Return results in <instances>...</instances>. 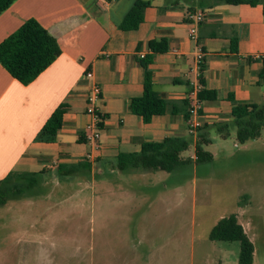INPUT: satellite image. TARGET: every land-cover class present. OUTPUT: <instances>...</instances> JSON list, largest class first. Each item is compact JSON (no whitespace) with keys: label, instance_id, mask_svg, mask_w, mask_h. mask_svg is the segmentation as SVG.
I'll return each instance as SVG.
<instances>
[{"label":"crops","instance_id":"crops-1","mask_svg":"<svg viewBox=\"0 0 264 264\" xmlns=\"http://www.w3.org/2000/svg\"><path fill=\"white\" fill-rule=\"evenodd\" d=\"M135 1L16 0L0 15V42L32 18L57 40L61 50L59 57L27 85L0 65V180L12 171L40 172L74 165L87 155L91 158L85 161L91 168L114 167L118 154L138 152L144 142L167 137L191 136L194 151L198 132L189 131L182 102L197 101L200 65L204 89L216 93L215 100L198 101L200 113L193 118L205 141H210L207 145L214 141L212 131L223 134L234 124L233 103L264 105L261 5L143 0L148 3L143 22L136 30L122 31L118 25ZM197 12L203 14V20L191 39L188 16ZM151 41L164 42L166 51L151 52ZM200 52L202 61L198 63ZM141 55L152 58L148 69L154 91L176 104L175 108L168 105L163 115L152 117L149 123L129 110L130 99L139 97L143 90ZM86 72L93 74L102 94L99 108L104 120L96 149L85 138V127L91 122L84 112L91 84L85 79ZM59 106L64 113L55 139L37 141L42 126ZM181 157L194 163L191 155ZM131 171L124 173L137 179L144 176V172L138 175L136 170L131 175ZM129 190L123 188L122 195L135 198L136 193ZM232 214L252 242V225L264 221V211L239 208Z\"/></svg>","mask_w":264,"mask_h":264},{"label":"rangeland","instance_id":"rangeland-1","mask_svg":"<svg viewBox=\"0 0 264 264\" xmlns=\"http://www.w3.org/2000/svg\"><path fill=\"white\" fill-rule=\"evenodd\" d=\"M220 134L204 147L211 162L170 173L45 168L37 188L0 205V264H237L239 243L208 234L239 208L264 211V128L244 143L234 124ZM181 155L194 159L191 148ZM250 236L264 264V221Z\"/></svg>","mask_w":264,"mask_h":264},{"label":"trees","instance_id":"trees-1","mask_svg":"<svg viewBox=\"0 0 264 264\" xmlns=\"http://www.w3.org/2000/svg\"><path fill=\"white\" fill-rule=\"evenodd\" d=\"M16 0H0V15L6 11ZM108 2L112 0H106ZM220 4H248L250 6L261 5L264 12V1L262 0H215ZM148 3L137 0L124 16L119 29L122 31L136 30L143 22V11ZM149 50L153 53L164 52L167 46L164 42L148 43ZM233 49H235L233 47ZM61 54L57 40L43 28L35 19H27L24 23L0 42V65L8 74L22 85H27L36 79L46 68H48ZM152 58L144 56L139 60L143 68V90L139 97L129 101V110L132 114L142 118L144 123H149L154 116L163 115L168 105L175 108V103L166 102L153 89L152 74L148 69ZM199 83L201 89L197 93L199 102L215 100L216 93L204 89L203 67L199 66ZM184 108V119L190 121L188 101L182 102ZM63 106L57 107L46 120L39 131L36 140L50 142L55 139L57 131L62 125ZM200 113V110L198 111ZM234 125L236 126V140L244 143L254 140L261 135L264 128V105L233 103L231 110ZM189 131L192 129L189 127ZM197 130L199 138L194 146L195 164L211 162L212 156L203 149L204 145L210 143L205 141L202 129ZM192 144L191 136L167 137L159 142H144L138 152L120 153L115 158L114 168L121 172L139 170L149 172H173L179 167L189 165L191 158H182L181 154L189 150ZM82 172V175L91 173L92 168L88 162L83 160L74 165H59L56 176L67 177L70 172ZM43 171L40 172H18L12 171L0 180V205H5L9 200H14L38 187ZM208 239L210 241L238 242L239 254L238 264H252L254 247L242 226L238 223L234 214H230L217 221L211 228Z\"/></svg>","mask_w":264,"mask_h":264},{"label":"built area","instance_id":"built-area-1","mask_svg":"<svg viewBox=\"0 0 264 264\" xmlns=\"http://www.w3.org/2000/svg\"><path fill=\"white\" fill-rule=\"evenodd\" d=\"M190 22L189 36L191 39H195L196 30L198 24L203 20V14L201 12L193 13L188 16ZM144 55H141L140 58H143ZM196 60L198 63L202 61V53H198ZM85 79L90 81V87L85 96V109L84 112L87 116L90 117L91 122L85 127V138L88 144H93L94 148H97L96 143L99 140L100 125L104 120L103 113L99 108V102L101 100L102 94L100 87L93 82V74L91 72L85 73ZM200 105L198 100L193 104H190L189 113L190 121L189 126L192 130L197 129L200 125L198 122L193 121V118L197 117L199 114ZM192 119V120H191ZM91 158L90 155H87L85 160L89 161Z\"/></svg>","mask_w":264,"mask_h":264}]
</instances>
